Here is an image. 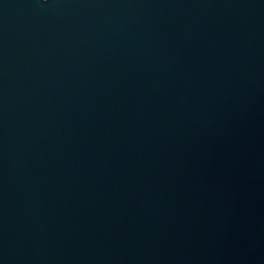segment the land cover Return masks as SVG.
Segmentation results:
<instances>
[{"label": "water", "instance_id": "water-1", "mask_svg": "<svg viewBox=\"0 0 264 264\" xmlns=\"http://www.w3.org/2000/svg\"><path fill=\"white\" fill-rule=\"evenodd\" d=\"M0 264H264V0H0Z\"/></svg>", "mask_w": 264, "mask_h": 264}]
</instances>
